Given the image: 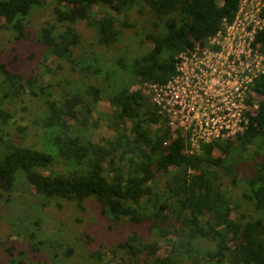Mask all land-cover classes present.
Listing matches in <instances>:
<instances>
[{
    "label": "trees",
    "instance_id": "obj_1",
    "mask_svg": "<svg viewBox=\"0 0 264 264\" xmlns=\"http://www.w3.org/2000/svg\"><path fill=\"white\" fill-rule=\"evenodd\" d=\"M44 1L0 0V42L15 52L4 59L0 51V223L26 243L0 244V264H70L74 254L64 235L46 232L38 205L16 197L20 186L43 204L60 199L85 210L91 201L112 229L129 223L153 236L146 242L127 229L96 249L94 264H264V102L245 111L246 127L235 138L189 153L184 135L173 134L142 90L167 82L178 55L205 44L241 0H52L49 16L34 25L29 17ZM136 12L147 24L139 49L131 57L124 46L106 63L102 56L118 47L123 30L137 26L130 21ZM79 20L93 31L77 52ZM31 40L40 52L27 58L38 59L37 71L25 75L13 64ZM254 41L264 52V27ZM50 86L57 91L46 92ZM252 89L264 96V74ZM103 99L114 106L109 113L97 110ZM103 123L108 134L95 139ZM249 144L259 159H248ZM239 183L248 211L228 194Z\"/></svg>",
    "mask_w": 264,
    "mask_h": 264
},
{
    "label": "built area",
    "instance_id": "obj_2",
    "mask_svg": "<svg viewBox=\"0 0 264 264\" xmlns=\"http://www.w3.org/2000/svg\"><path fill=\"white\" fill-rule=\"evenodd\" d=\"M243 1L235 17L224 20L205 44L194 42L178 55L176 73L167 82L142 86L173 134L184 135L190 153L198 152L202 144L242 132L247 124L245 111L257 107L250 108L259 95L252 84L264 74V52L254 36L264 27V3L257 1L240 17Z\"/></svg>",
    "mask_w": 264,
    "mask_h": 264
},
{
    "label": "rangeland",
    "instance_id": "obj_3",
    "mask_svg": "<svg viewBox=\"0 0 264 264\" xmlns=\"http://www.w3.org/2000/svg\"><path fill=\"white\" fill-rule=\"evenodd\" d=\"M257 1H260V3H264V0H244L242 3L243 11L239 12L240 17H244L245 10H250L252 6L255 5ZM52 0H45L44 5L41 7H38L34 9L29 17L30 22L35 25V21L38 19H43L44 17H48L50 14V8L48 7L49 3H51ZM47 5V6H46ZM99 10L101 11V7L95 6L93 7L94 13H99ZM250 13L254 14L253 11H250ZM100 14V13H99ZM139 20L137 21V26L132 28L130 31H124L123 30V39L120 41L118 47H112L109 52H107L104 56H102L103 61L106 63L110 62L111 54H118L119 51L122 50V48L125 46V48L121 52L129 51L127 56H133L134 53L139 49V43L142 38L141 32L142 29L144 31V27L147 26V24L141 23L144 19V16H140L137 12L135 13L134 17L130 20ZM140 24L142 27H139ZM76 31L80 34V37L83 38L81 41V44L75 48V51H79L80 48H83L84 46L88 48V44L86 43L85 38L88 39L90 35L92 34L93 29L87 27L83 20H79L75 24ZM142 28V29H140ZM34 41L31 40V43L24 45L25 49H21L22 51L17 53L18 55V61L16 64H13V67H16L18 70H21L22 73L33 75L37 71V63L38 59H35L33 57L32 59H28L27 56L31 53H34L35 56H39L40 48H38L34 43ZM0 51H2V57L5 59H8L10 56H13L15 52L12 51L11 47L8 44H3L0 42ZM83 45V46H82ZM148 43H144V47H146ZM103 50V49H100ZM126 56V57H127ZM45 81H49V79H52L54 81L53 77H44ZM50 82V81H49ZM43 85H46L43 83ZM105 85L107 87L113 86V84L110 81H106ZM136 87V86H135ZM51 91L52 93L56 92L57 89L54 88V86H50L46 88V92ZM32 95L28 96L29 101L33 97ZM44 97V94L41 95V98L37 99L35 101V107L36 105L40 104L41 99ZM260 102H264V96L262 95H256L255 99L251 102L250 108L253 110L254 105H258ZM9 104H6V107H8ZM31 106V105H30ZM112 109H114L113 104H111L107 99H103L99 101L97 105V110L102 113H109ZM40 109L37 108L36 111H39ZM36 113V112H35ZM32 117V113L29 108L28 115H25L26 120L30 123ZM100 126L96 132L95 139L102 136H107L108 130L106 129V126L104 125ZM34 135L36 139V132L34 127ZM230 138H235V136H232ZM253 147L249 144L248 145V152L247 154L252 155L251 158L248 157V159L251 160H257L259 159L258 156H255L253 152ZM190 153V151H188ZM215 153L218 154L219 152L215 150ZM250 153V154H249ZM242 174H244V171L240 174V177L242 178ZM18 189V188H17ZM16 189V190H17ZM25 188L20 186L18 191L16 192V197H22L28 202L38 205L41 212H43L46 215V232H60V235H64L67 239H69L73 246H74V254L72 255L70 259V264H94L96 263L95 256L92 254L95 253L96 249L102 248L103 251L106 247L111 246L112 243H115V240H118V238L123 237L125 230L133 228L136 230V232L143 236V239L146 242H149L153 239V236L147 235L145 229L143 226H132L129 223H122L119 224L117 227L112 229V227H109L107 219L102 217L96 207L94 206V203L91 201H88L86 204L85 210H79L72 204L71 202L65 201V200H51V203L43 204L40 198H37L36 196L32 195L30 191L27 190L24 191ZM228 194L232 198H235L236 201L242 203V208L244 210L249 209L246 202L241 199L242 190H244V184L239 183L234 188H228ZM20 199V198H18ZM56 202H59V206ZM250 210V209H249ZM235 214V213H234ZM10 227L7 226L6 223H0V244L3 245H12L14 248L19 249H25L26 243L16 238L13 235H6V233H3V231L9 230ZM4 231V232H5ZM161 245V243H159ZM164 247H161L159 249V252H163ZM3 254V251L0 250V255ZM144 254V253H142ZM41 257V256H39ZM190 259V258H189ZM186 264H194L192 260H187ZM196 264H204V259L199 258V261H197Z\"/></svg>",
    "mask_w": 264,
    "mask_h": 264
}]
</instances>
